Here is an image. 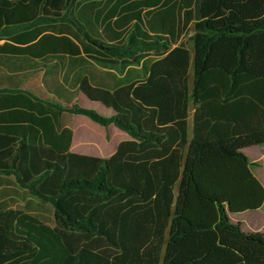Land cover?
Instances as JSON below:
<instances>
[{"label":"trees","instance_id":"trees-1","mask_svg":"<svg viewBox=\"0 0 264 264\" xmlns=\"http://www.w3.org/2000/svg\"><path fill=\"white\" fill-rule=\"evenodd\" d=\"M0 39V56L41 60L33 72L85 57L131 76L158 58L137 82H69L111 117L56 82L58 101L0 89V185L13 177L55 223L1 190L0 264H264V238L229 219L264 205L243 152L264 145V0H0ZM64 113L131 140L110 158L74 153Z\"/></svg>","mask_w":264,"mask_h":264},{"label":"crops","instance_id":"crops-1","mask_svg":"<svg viewBox=\"0 0 264 264\" xmlns=\"http://www.w3.org/2000/svg\"><path fill=\"white\" fill-rule=\"evenodd\" d=\"M81 7L82 6H74L73 9L79 12ZM97 10H98L97 8L93 9L94 12H96ZM192 30H193V26L188 32V34L185 36V38L184 39L182 38V40L186 41L187 43L186 46L190 51V58H191L190 87H192L193 58H194V47L192 43L193 42L192 36L194 34V30L193 31ZM5 43H6L5 39H0V47L3 46ZM14 45L16 46V44ZM0 59L10 61L12 67V69H9L8 67H3L0 65V89L19 88L23 91L30 92L31 94L41 99L58 101V99L53 95L52 91L49 90V87H47L48 85H51L53 82H56L62 84V86L71 93L78 92L74 101L80 106L82 107L91 106L93 107V109L96 108L95 111L98 112L99 114L106 117H111L114 114V112L111 109H107L106 107H104L99 103H94L89 101L78 90V87L74 89L70 88V86L68 85L69 82L73 81V79L74 81L78 82L81 78L87 77L92 85L102 88H110L112 86L114 87L115 84H117L121 80L137 82L141 80L140 77L143 76L142 68L144 64L151 66L155 61H157L158 58L157 56H155L153 51L148 52L146 57L142 58L138 63H135L134 65L135 72L132 73L131 76H129L128 74V68L124 72H120L116 69H111L101 66L95 63L94 61H92L91 59H86L85 57L82 60L80 59L82 63L73 67V69H69V58L67 57L64 66L61 65L59 61L55 60L53 63H51V65L48 68L41 69L35 72L29 71L27 68L33 66V64H40L41 60H33L30 57L17 58L15 56H7V55L0 56ZM20 62H22L23 64H19ZM60 102L62 103L63 101H59V103ZM64 115H63V120L65 119ZM74 116H80V115H74ZM88 123L89 122H86V120L85 121L78 120V121H74V124L72 125H64L73 131V139L71 145L72 152L81 155L92 156V157L110 158L115 153L118 145L121 142L131 140L129 134H127L124 131H121L114 125H111L109 128H105L102 126L101 128H95L92 124H88ZM84 125L95 128L96 131L99 130L98 136L101 139H103L105 143L104 146H108L107 144L113 143L112 148L109 151L105 152L104 149H102L103 146L100 145V147L98 148L101 150H98L96 151L97 153L94 152L95 154H93V151L91 150L80 148V146L78 147L75 128L84 127ZM193 128H194V109L192 108L190 110V116L188 119V134L190 140L193 137ZM245 150L246 149L243 150L244 153ZM100 151L103 152L104 155L100 154ZM5 189L8 190L9 200L14 199L15 203L13 207L16 208V206L19 204L17 202L19 200L18 199L19 194L21 192L25 193V191L20 189L19 185L16 183L13 177L8 178V185L6 184L0 185V191L1 190L4 191ZM31 200L32 199L29 197L28 203L26 202L23 206H21V208L22 207L26 208L29 205V203H32Z\"/></svg>","mask_w":264,"mask_h":264},{"label":"rangeland","instance_id":"rangeland-1","mask_svg":"<svg viewBox=\"0 0 264 264\" xmlns=\"http://www.w3.org/2000/svg\"><path fill=\"white\" fill-rule=\"evenodd\" d=\"M86 108L93 109L91 106H87ZM93 110H96V108ZM64 114L65 119L63 120V125H72L74 124V121L86 120V122H89L88 124H92L95 128H101V125L96 124L85 116H74L69 113ZM95 128L89 127L87 125H84V127L75 128L77 146H80V148L83 149L91 150L93 151V154L97 153L96 151L101 150L98 148L100 145L104 147H102V149H104L105 152L109 151L112 148L113 143H109L107 144L108 146H104L105 143L103 139L98 136L99 130L97 129L98 131H96ZM245 153L249 156L251 162L255 163V165L253 164L252 166L248 167V173L255 177L264 187V145L250 147L245 150ZM100 154L104 155V153L101 151ZM196 165L198 166V163H196ZM29 197L32 199V212L38 215L48 224L54 225L53 207L50 204H45L42 206L39 205L40 202L37 199H33L31 196L27 195L26 192H21L19 194V200L17 201L19 204L16 206V208H21V206H23L26 202L28 203ZM229 219L232 224L237 225L242 231L249 234H258L264 238V205L258 210L247 211L242 214H229Z\"/></svg>","mask_w":264,"mask_h":264},{"label":"water","instance_id":"water-1","mask_svg":"<svg viewBox=\"0 0 264 264\" xmlns=\"http://www.w3.org/2000/svg\"><path fill=\"white\" fill-rule=\"evenodd\" d=\"M229 214H231V215H232L233 213H229Z\"/></svg>","mask_w":264,"mask_h":264}]
</instances>
